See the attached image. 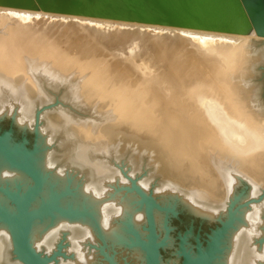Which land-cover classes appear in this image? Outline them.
Instances as JSON below:
<instances>
[{
	"label": "water",
	"instance_id": "water-1",
	"mask_svg": "<svg viewBox=\"0 0 264 264\" xmlns=\"http://www.w3.org/2000/svg\"><path fill=\"white\" fill-rule=\"evenodd\" d=\"M264 39V0H0ZM0 10V264H264V41Z\"/></svg>",
	"mask_w": 264,
	"mask_h": 264
},
{
	"label": "bare ground",
	"instance_id": "bare-ground-1",
	"mask_svg": "<svg viewBox=\"0 0 264 264\" xmlns=\"http://www.w3.org/2000/svg\"><path fill=\"white\" fill-rule=\"evenodd\" d=\"M0 10L1 11H12V12H21V13L45 15V16H53V17L68 18V19H76V20H84V21H92V22H101V23H110V24H119V25H128V26H138V27H147V28H156V29H166V30H175V31H183V32H192V33L217 35V36L242 38V39H249L250 38L249 36L256 37L257 39H262L260 37H257L255 34H252V35H249V36H243V35H234V34L217 33V32L197 31V30L184 29V28H174V27H163V26H156V25H146V24H140V23L114 21V20H107V19H95V18L69 16V15H62V14H52V13H44V12H36V11H26V10L12 9V8H6V7H0Z\"/></svg>",
	"mask_w": 264,
	"mask_h": 264
},
{
	"label": "snow or ice",
	"instance_id": "snow-or-ice-1",
	"mask_svg": "<svg viewBox=\"0 0 264 264\" xmlns=\"http://www.w3.org/2000/svg\"><path fill=\"white\" fill-rule=\"evenodd\" d=\"M9 15L19 17V16H21L22 14H21V13H18V12H11V13H9Z\"/></svg>",
	"mask_w": 264,
	"mask_h": 264
},
{
	"label": "rangeland",
	"instance_id": "rangeland-1",
	"mask_svg": "<svg viewBox=\"0 0 264 264\" xmlns=\"http://www.w3.org/2000/svg\"><path fill=\"white\" fill-rule=\"evenodd\" d=\"M250 38L249 39H251V40H260V41H264L263 39H257L256 37H251V36H249Z\"/></svg>",
	"mask_w": 264,
	"mask_h": 264
}]
</instances>
